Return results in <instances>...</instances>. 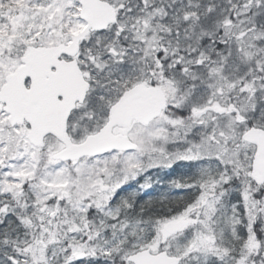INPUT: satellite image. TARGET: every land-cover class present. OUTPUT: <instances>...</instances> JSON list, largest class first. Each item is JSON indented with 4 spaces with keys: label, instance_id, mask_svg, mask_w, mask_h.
Returning a JSON list of instances; mask_svg holds the SVG:
<instances>
[{
    "label": "snow or ice",
    "instance_id": "obj_1",
    "mask_svg": "<svg viewBox=\"0 0 264 264\" xmlns=\"http://www.w3.org/2000/svg\"><path fill=\"white\" fill-rule=\"evenodd\" d=\"M0 264H264V0H0Z\"/></svg>",
    "mask_w": 264,
    "mask_h": 264
}]
</instances>
